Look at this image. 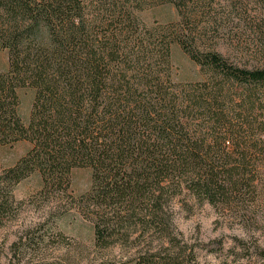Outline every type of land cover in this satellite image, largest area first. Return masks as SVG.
<instances>
[{
    "label": "trees",
    "instance_id": "1",
    "mask_svg": "<svg viewBox=\"0 0 264 264\" xmlns=\"http://www.w3.org/2000/svg\"><path fill=\"white\" fill-rule=\"evenodd\" d=\"M149 1L0 0V50L8 53L0 146L29 144L0 174V225L22 180L38 173L40 196L68 201L72 170L87 168L91 187L70 207L91 221L96 247L157 236L166 244L146 246L133 264H199L194 247L171 230V201L193 197L235 210L256 198L264 178V66H234L201 44L199 27L212 22L209 0H156L173 4L180 19L151 27L138 17ZM173 44L205 80L174 81ZM26 87L34 91L27 125L18 97ZM27 244L20 238L14 246ZM254 249L249 259H264Z\"/></svg>",
    "mask_w": 264,
    "mask_h": 264
},
{
    "label": "rangeland",
    "instance_id": "2",
    "mask_svg": "<svg viewBox=\"0 0 264 264\" xmlns=\"http://www.w3.org/2000/svg\"><path fill=\"white\" fill-rule=\"evenodd\" d=\"M209 3L204 12L212 22L208 28L199 27L201 44L234 66L263 67L264 0H209ZM138 17L149 27L174 24L180 19L173 4L156 0L149 1ZM171 61L176 83L207 78L177 44L171 47ZM7 69L8 53L0 50V75ZM18 97L19 114L27 125L34 91L21 88ZM28 148L27 142L0 146V174L13 166ZM260 184L256 198L246 196V203L235 210H219L193 197L177 196L171 201L169 210H165L171 230L180 242L194 247L199 264H264V259L255 256L249 259L254 248L256 252L264 250V178ZM41 186L39 174L33 173L14 187L13 207L0 225V264H17L18 260L20 264H133L136 253L146 246L156 249L166 244L157 236H149L131 246L117 243L109 248L96 247L91 221L70 207L73 200L91 187V171L87 168L72 170L68 201L40 196ZM20 238H26L29 244L17 245L23 246L17 250L14 245ZM217 240L221 249L216 244L210 245ZM210 249L215 252H207ZM13 251L17 254L15 258Z\"/></svg>",
    "mask_w": 264,
    "mask_h": 264
}]
</instances>
